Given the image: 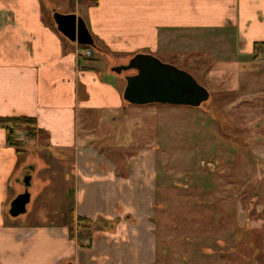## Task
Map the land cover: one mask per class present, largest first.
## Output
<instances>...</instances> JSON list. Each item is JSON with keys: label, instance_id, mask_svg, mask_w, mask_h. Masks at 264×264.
I'll return each mask as SVG.
<instances>
[{"label": "rangeland", "instance_id": "rangeland-1", "mask_svg": "<svg viewBox=\"0 0 264 264\" xmlns=\"http://www.w3.org/2000/svg\"><path fill=\"white\" fill-rule=\"evenodd\" d=\"M42 2L44 18L55 28L54 11L84 17L89 25L93 19L102 43L96 42L98 50L80 49L79 59H93L82 62L95 65L122 90L126 76L136 71L117 74L112 68L146 53L186 70L210 92L198 108L125 102L127 109L116 122L103 111L80 112L81 138L92 134L84 138L87 146L108 159L119 177L134 170L156 196L150 218L157 256L153 264H264V53L245 67L227 54L228 46L215 40L209 44L208 37L201 39L202 34H192L189 28H144L140 16L149 9L142 0ZM86 50L91 55H85ZM36 135L32 147L23 144L30 140L26 133H16L22 141L20 152L25 147L33 152L40 169L32 173L28 214L13 221L68 224L71 212H76V152L46 150L47 137ZM15 184L8 224L11 202L26 191L22 176ZM40 185L43 190L37 194L34 189ZM85 230L79 236L86 241L92 232Z\"/></svg>", "mask_w": 264, "mask_h": 264}, {"label": "crops", "instance_id": "crops-1", "mask_svg": "<svg viewBox=\"0 0 264 264\" xmlns=\"http://www.w3.org/2000/svg\"><path fill=\"white\" fill-rule=\"evenodd\" d=\"M142 1L149 9V14L139 15L144 28H189L192 34H202L201 39L208 37L209 44L215 40L228 46L227 54L239 65L250 67L254 44L264 42V0ZM44 17L42 0H0V117H33L48 135L46 150L76 152V212L64 225L17 224L13 219L18 217L11 215L8 224L12 183L28 168L34 172L40 167L27 147L21 153L7 146L6 131L0 127V264H153L157 256L150 218L156 196L134 170L119 177L108 159L87 146L84 138L92 134L81 138L79 128L83 110L103 111L110 121H118L117 115L127 109L124 90L95 65L82 62L79 45L67 38L66 43ZM92 21L90 30L85 20L94 41L102 43ZM29 139L23 144L33 147L35 140ZM36 188L37 194L43 190L41 185ZM78 217L89 222L76 227ZM87 228L92 233L85 241L79 232L89 233Z\"/></svg>", "mask_w": 264, "mask_h": 264}, {"label": "water", "instance_id": "water-1", "mask_svg": "<svg viewBox=\"0 0 264 264\" xmlns=\"http://www.w3.org/2000/svg\"><path fill=\"white\" fill-rule=\"evenodd\" d=\"M57 30L70 42L81 46L95 47V41L85 20L76 14L53 12ZM121 74L136 71L126 76L123 99L131 105L167 104L198 108L210 98L206 87L198 83L195 77L175 65L164 63L152 54L138 53L125 65L112 68ZM31 177L26 180L30 186ZM31 202V193L26 190L10 204L9 213L16 218L26 214Z\"/></svg>", "mask_w": 264, "mask_h": 264}, {"label": "trees", "instance_id": "trees-1", "mask_svg": "<svg viewBox=\"0 0 264 264\" xmlns=\"http://www.w3.org/2000/svg\"><path fill=\"white\" fill-rule=\"evenodd\" d=\"M81 50L88 49L90 47L79 45ZM93 48V47H92ZM95 50H98V45L95 42ZM264 53V42H258L254 44V59H257L261 54ZM80 60L92 61L93 59L84 58L81 56ZM37 121L33 117H28L25 115L17 116V117H0V126H2L6 131V145L9 147L16 148L19 151L21 142L16 137V133L18 130L26 133L29 138H36L37 134H44L48 137L47 133L44 130L38 129L36 127ZM77 226H83V223H87V219L83 217L77 218ZM75 233V227L70 226V237L73 239Z\"/></svg>", "mask_w": 264, "mask_h": 264}, {"label": "flooded vegetation", "instance_id": "flooded-vegetation-1", "mask_svg": "<svg viewBox=\"0 0 264 264\" xmlns=\"http://www.w3.org/2000/svg\"><path fill=\"white\" fill-rule=\"evenodd\" d=\"M32 173H33V172L31 171V168H30V169L28 168V170H26V171L23 173V175H22V182H23L24 185H25L24 191H25V190H30L31 187H32ZM29 177H31V180H30V186H27V185H26V180H27Z\"/></svg>", "mask_w": 264, "mask_h": 264}, {"label": "built area", "instance_id": "built-area-1", "mask_svg": "<svg viewBox=\"0 0 264 264\" xmlns=\"http://www.w3.org/2000/svg\"><path fill=\"white\" fill-rule=\"evenodd\" d=\"M85 55H87V56L91 55L90 51L86 50Z\"/></svg>", "mask_w": 264, "mask_h": 264}]
</instances>
